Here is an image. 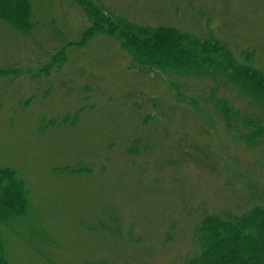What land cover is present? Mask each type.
I'll list each match as a JSON object with an SVG mask.
<instances>
[{
    "label": "rangeland",
    "instance_id": "1",
    "mask_svg": "<svg viewBox=\"0 0 264 264\" xmlns=\"http://www.w3.org/2000/svg\"><path fill=\"white\" fill-rule=\"evenodd\" d=\"M30 2L31 31L0 19V168L30 201L0 227L13 264H183L203 215L264 196V136L244 139L221 101L263 126L264 104L209 66H143L104 34L77 45L102 12L220 41L261 69L264 0Z\"/></svg>",
    "mask_w": 264,
    "mask_h": 264
},
{
    "label": "trees",
    "instance_id": "2",
    "mask_svg": "<svg viewBox=\"0 0 264 264\" xmlns=\"http://www.w3.org/2000/svg\"><path fill=\"white\" fill-rule=\"evenodd\" d=\"M98 15L97 25L87 27L77 45H85L91 38L104 34L118 38L132 55L133 49L139 50L137 60L143 66L163 68L167 64L196 70L209 66L264 104V67L259 69L249 62H241L226 44L195 37L174 26L152 28L126 23L120 27L116 17L102 12ZM0 19L24 32L35 26L30 0H0ZM246 57L250 60V56ZM221 103L224 119L229 123L238 120L244 139L253 142L264 136L261 120L245 118L240 122L239 112L226 101ZM29 203L24 182L16 170L0 168V227L12 219L24 218L29 212ZM207 213L196 230L197 250L183 264H264V196L242 214ZM0 264H13L1 232Z\"/></svg>",
    "mask_w": 264,
    "mask_h": 264
}]
</instances>
